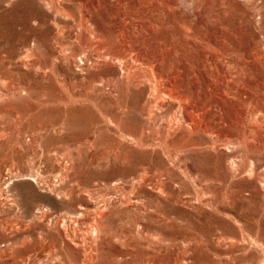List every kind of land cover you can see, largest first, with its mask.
<instances>
[{
	"label": "rangeland",
	"instance_id": "rangeland-1",
	"mask_svg": "<svg viewBox=\"0 0 264 264\" xmlns=\"http://www.w3.org/2000/svg\"><path fill=\"white\" fill-rule=\"evenodd\" d=\"M96 197L95 264H264V0H0V264Z\"/></svg>",
	"mask_w": 264,
	"mask_h": 264
},
{
	"label": "bare ground",
	"instance_id": "bare-ground-1",
	"mask_svg": "<svg viewBox=\"0 0 264 264\" xmlns=\"http://www.w3.org/2000/svg\"><path fill=\"white\" fill-rule=\"evenodd\" d=\"M93 129H94L92 131V136L93 137L96 136V133H97V136L101 133V129H100V126L99 125H97ZM54 151H57L60 155H62L61 157H63L66 160V163H67V161H69L71 159V152H68V151L65 152L63 150H54ZM50 159H51V157H50V155H48V160H50ZM41 166H43V165H41ZM56 167L59 169V173L57 175V178L55 176L54 179H55V181H58L59 180V182H57V183H63L64 180L68 177L69 167L67 165L62 166L59 163H57V166ZM105 167H106V165H105ZM48 168L49 167H47L45 169V172L47 171ZM102 168H104V167H102ZM45 172H44V176H47V175H45L46 174ZM49 174H51V173H49ZM50 176L52 177V175H49L47 177L50 178ZM56 179H58V180H56ZM143 179H145V177ZM120 180H118L114 184V188L119 187L120 184L118 185V182ZM41 181H44V180H41ZM103 183L102 182L101 183H98L95 186H93V188H91L90 190H87L86 192H87L88 196L94 198L95 195H96V191L103 186ZM45 184H47V183H45ZM65 194L68 195L69 197H71L72 196V190H67L66 189L65 190ZM4 196L5 197H4V200L3 201L4 202H7L9 200V197L7 195H5V194H4ZM101 204H102V206H101ZM114 204H115V202L114 203H111L109 200L106 203V198L96 197V203H95V209H96V211L91 212V210L87 209V207L82 206V207L79 208V211L77 213V217H74L73 216V219L74 220H71L70 219L69 221L63 222V226L61 227V229L64 230V236L63 237L65 239H63L61 241V243H62L63 246H73V248L75 250L82 251L83 252L81 264H95L94 261L97 258V255L98 254L96 255V254L92 253V251H96V252H102V251H104L103 250V245H104L103 238H104V234L102 233L103 232V223H102V220L100 219V217H103V215H105L106 211L110 208V205H114ZM1 206L2 207L4 206V204H2V202H0V208H1ZM102 209H104V210H102ZM4 211H1L0 210V213H2ZM49 213H50V211L48 210V208L47 209L44 208L40 212V216L45 217V216L49 215ZM91 213H94V217H93V219L91 221V225H90L89 229L86 230L85 229V223L83 221L86 220ZM3 214H5V212ZM8 219L6 220V222L4 224V227H7L8 226L7 225ZM52 230H53V228H52ZM88 233H90V236L88 237L89 241L85 244L82 241V236L85 237L86 235H88ZM61 238H62V236H60L59 234H57L54 237H51L49 235L48 237H44V238L40 239V241L36 244V249L34 251V254H39L40 256H44L45 252H48L46 254L47 255V258L45 259V261L40 260V263L41 264H45V263L48 264V262L51 263V264H66L63 261V258H61V256L58 253H53L52 252L54 248H56V247L58 248V241H60ZM128 242H130V240L126 241V239H125V241H123V244L125 243L126 248H127L124 253H126V254L135 253L134 247L131 244H128ZM33 247H34V245L31 242H26L24 244V246H23V248L25 250H29V249H31ZM36 251H38V252L36 253ZM123 255H125V254H123ZM148 255H150V254H148ZM148 258H150V257H148ZM153 259L155 260V257L151 258V260H153ZM70 264H75V263L74 262L73 263L70 262Z\"/></svg>",
	"mask_w": 264,
	"mask_h": 264
}]
</instances>
